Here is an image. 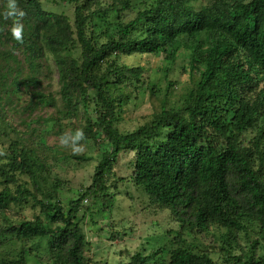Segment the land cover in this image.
Returning a JSON list of instances; mask_svg holds the SVG:
<instances>
[{"label": "trees", "instance_id": "trees-1", "mask_svg": "<svg viewBox=\"0 0 264 264\" xmlns=\"http://www.w3.org/2000/svg\"><path fill=\"white\" fill-rule=\"evenodd\" d=\"M7 2L0 0V12ZM18 5L26 12L22 42L12 38V21L0 16V141L14 135L0 158V215L11 205L22 212L19 221H6L0 244L11 234L18 243L44 244L46 264H110L91 255L94 218L108 215L109 242L121 241L126 229L113 213L133 188L132 212H138L139 196L142 210L168 213L178 228L167 231L169 244L148 254L126 251L129 262L119 264H264V0ZM179 53L188 60L192 85L171 102L176 84L164 70L168 84L160 111L136 130L123 131L132 99L147 92L159 97L161 91L145 66L123 58L164 54L174 63ZM54 68L62 107L49 94L50 84H43ZM48 107L55 113L47 118L48 130H35L39 141L26 137L32 124L22 121V133L12 126L14 116ZM54 126L59 136L83 129V150L96 148L101 157L92 184L67 207L59 184L53 182L55 200L41 196L39 175L58 174L87 153L74 155L57 145L44 157L40 139ZM124 158L128 163L120 167ZM29 205L28 217L23 212ZM210 229L218 244L191 243L190 236ZM30 255L43 264L26 250L1 255L0 264H34Z\"/></svg>", "mask_w": 264, "mask_h": 264}, {"label": "rangeland", "instance_id": "rangeland-1", "mask_svg": "<svg viewBox=\"0 0 264 264\" xmlns=\"http://www.w3.org/2000/svg\"><path fill=\"white\" fill-rule=\"evenodd\" d=\"M56 4H52L51 7H53L52 9L55 12H60L61 5L59 3ZM71 13L72 11L68 10V14L71 15ZM122 61L128 65L140 64L145 66L147 73L152 75L153 81L158 82V88L162 91L158 93L159 97H153V95L148 92L146 94L139 95L137 100L136 97H133L134 99H132V103H130V105L125 108L123 113V122L121 124V129L123 131L131 132L136 130V128L148 121L146 118L149 119L152 117L154 112L160 111L162 102L161 98H163L166 86L168 84L167 80H165V71H169V79L176 84L174 92L177 93H174L173 96H169L171 102L176 100L178 93H182V91H184L187 86L192 85L191 74L188 72V60L184 57L183 53H179L174 63L166 61L164 54L140 58H123ZM51 64L54 66L53 61H51ZM161 68L163 71L159 70ZM150 74H148V76ZM50 77L51 80H44L43 84L44 86L50 84L51 88H47L48 92H50L49 94H54L53 96L56 98L58 106L62 107V101L60 100L58 93V90H60V83L57 69L54 68L52 76ZM20 105L22 109L24 107V103ZM54 113L55 108L48 107L37 110L33 114L29 112L22 113L20 116H14V120L10 119V121H12V126L18 131V133H22L27 130L22 121H26L30 123V125L32 124L26 137L30 136V134H32V137H37V132L35 130H48L49 127L46 123L47 118L51 117ZM31 120H34V122H31ZM32 129H34V132H32ZM49 130V133H46L44 138L40 139V153H42L44 157H50L53 155L50 154V150L48 148L60 145V136L57 135L58 128L54 126V128H50ZM42 135H44V132ZM5 136L6 135L4 134L6 141H0L1 160L2 158L5 159L4 150L8 148L9 142L14 138L13 134L8 138ZM251 137L252 136H250V138ZM37 141H39L38 137ZM84 153H87L85 160H72V163L69 165V167L65 166L61 169H57L56 171H58V174L53 172V175L51 174L52 176H49V173L45 170V172L39 175L40 194L45 200H55L56 198V189L53 182L57 184V186L59 184V196L62 199L65 207L68 206V202L72 198L77 197L79 190L89 187L92 184V178L95 174V169L101 157L98 150L93 147L91 149L88 147L87 150H82L77 155L82 156ZM127 163L128 159L124 158L120 164V167H124ZM117 170L118 173H121L120 170H123L124 172L126 168H117ZM133 191L134 189L131 188L128 190V193ZM128 193H124L121 196L117 205V209L113 213V216L118 221H120L121 224L123 223L122 226L126 229V234H122L123 239L121 241L109 242L110 235L108 228H106L108 223L107 220L109 221L108 215L100 212L94 218L97 223L93 224L92 226L95 231V236L90 239L93 245L90 252L91 255H93L98 260L108 261L110 264L129 262V258L125 255L126 251L130 252L131 254L136 252L148 254L153 248L169 244L170 238L167 235V231L178 228L177 225L172 222L168 216V213H160L156 215L153 213H146L144 210H142V208L145 206L141 205L143 202H141L139 196L137 198L138 202H135L139 206L138 212H132L131 208L134 202L129 199ZM134 197H136V194H134ZM21 212L22 210H19L16 205H11L8 210L0 215V230L4 227H7V220L19 221V214ZM23 213L29 217L31 215V206H27ZM80 216H83V213H81ZM214 231L215 230L210 229V232L208 233L193 234L189 237L190 241L191 243L197 244L199 246H207L212 248L214 245L213 241L216 244L219 243L218 238L214 237ZM11 237L13 236L10 234L6 240V244H0V257L1 255L4 256L5 254H11L15 257L23 250H26L28 253L32 252L33 254H36V256L42 259V263L46 264L45 260L49 256V252H47V249H45L46 246L44 244L29 243L26 245L14 241ZM30 256L31 263H40L35 255Z\"/></svg>", "mask_w": 264, "mask_h": 264}, {"label": "clouds", "instance_id": "clouds-1", "mask_svg": "<svg viewBox=\"0 0 264 264\" xmlns=\"http://www.w3.org/2000/svg\"><path fill=\"white\" fill-rule=\"evenodd\" d=\"M26 12L18 5V0H8L6 9L0 12L5 20L12 21L11 35L17 42L23 41V23ZM86 139L83 129H76L73 134L69 135L67 132L62 133L60 136V145L69 149L72 154H78L83 150L81 141Z\"/></svg>", "mask_w": 264, "mask_h": 264}]
</instances>
